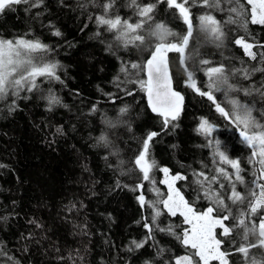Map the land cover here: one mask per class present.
Listing matches in <instances>:
<instances>
[{"label": "trees", "instance_id": "1", "mask_svg": "<svg viewBox=\"0 0 264 264\" xmlns=\"http://www.w3.org/2000/svg\"><path fill=\"white\" fill-rule=\"evenodd\" d=\"M238 4L243 6L241 15L230 11ZM146 5H153L151 19L136 33L144 36L143 42L125 45L117 39L118 30L97 23L100 16L139 23L145 19L139 13ZM186 7L193 36L184 65L179 53L168 52L172 81L184 102L167 126L152 112L139 84L147 80L143 65L155 45L178 42L172 35L163 41L152 35L155 25L163 23L174 33L186 34L179 10L167 0H22L0 12V39L46 45V50L26 58L37 65L57 63L60 77H38L32 91L25 88L16 95L10 89L0 96V264H176L184 256L201 264L195 250L182 243L188 229L184 216L172 215L161 203L169 195L165 176L179 175L185 179L175 180L176 187L197 213L213 206L204 195L209 184L197 182L203 179L196 175L200 172L209 180L217 177L210 187L231 210L224 221L231 234L223 236L219 226L215 229L221 251L228 253V264H248L237 251L245 231L237 218L248 213L249 190L259 165L250 159L252 150L240 130L189 86L185 66L197 86L207 90L205 69L224 65L229 83L240 90L215 92L217 102L229 110V100L238 99L253 107V116L264 123V25L251 23L247 0H219L218 8L188 0ZM205 14L221 22L222 42L201 30L199 17ZM229 17L235 23L228 22ZM239 38L253 45L256 59L235 43ZM202 59L210 64L202 65ZM133 63L142 67L133 69ZM50 96L59 103H51ZM202 118L215 125L210 136L198 131ZM150 132L157 133L148 155L155 163L144 180L134 161ZM216 140L230 159L239 160L243 184L235 181V170L219 160ZM221 167L232 181L220 175ZM233 182L246 197L243 202L228 198ZM222 215L227 211L217 206L213 216ZM262 219L264 207L246 215L245 224L252 229ZM247 236L248 243L258 240L256 232L248 231ZM137 243L143 246L137 248ZM248 256L264 259V248H250Z\"/></svg>", "mask_w": 264, "mask_h": 264}, {"label": "snow or ice", "instance_id": "2", "mask_svg": "<svg viewBox=\"0 0 264 264\" xmlns=\"http://www.w3.org/2000/svg\"><path fill=\"white\" fill-rule=\"evenodd\" d=\"M22 0H0V12H3L5 8L12 4H19ZM26 2V0H23ZM170 7H174L179 10L180 16L183 18L184 23L187 25L186 34H177L168 29L163 23H157L155 25L152 35L159 36L163 41L166 35H172L177 37L178 42L172 43H158L155 45L154 50L150 54V58L147 59L143 65V70H146L147 80H140V87L147 92L148 101L151 105L152 111L158 113L163 117L164 125L175 120L179 116L181 111L183 96L179 92L173 90L172 87V74L169 69L167 53L175 51L180 54V63L184 65L185 51L189 45L190 38L193 36V24L191 18V12L189 7H186L188 0H167ZM203 6L219 7V0H201ZM247 4L251 5V23L264 25V0H247ZM38 6V5H37ZM110 7V3L105 5V8ZM153 11V5H146L140 9V16L145 18L139 23H130L128 21L122 22L119 17L105 18L100 16L97 19V23L100 25H106L109 30H118L119 35L117 39L122 40L125 45L134 44L137 41L143 42L144 36L136 34L138 29L143 27L146 20H150V13ZM232 13L241 15L243 6L239 5L230 9ZM200 27L202 31L208 33L209 37L214 41H223L225 33L223 31L221 22L212 15H201L199 17ZM228 22L235 23L231 17ZM61 33L56 31L55 35L59 36ZM235 43L241 45L246 54L252 59H256V53L251 51L252 44L246 43L243 38L235 40ZM47 46L39 42L38 40H3L0 39V96L7 95L10 89L14 90V94L18 95L20 91L27 88L28 91H32L37 87L36 79L38 77H47L49 79L59 80L60 77L56 74L58 64L57 63H43L37 65L33 63L31 58H26L29 53L37 50H46ZM264 55V54H262ZM202 65L210 64L207 59L200 61ZM142 66L137 63H133L131 68L140 69ZM126 70V69H125ZM185 72L188 77V84L199 95L206 96L209 101H212L217 112L227 118L233 123L240 131L239 135L242 137L243 142L252 150L251 160L258 163L259 167L256 172L253 173L254 180L252 181L254 188L249 190L251 199L248 202V213L241 212L237 223L239 226L245 229L242 236V243L237 251L241 253L248 264H264V259H257L256 257H249L248 253L250 248L261 247L264 248V219L261 220L258 227L255 225L252 229H248L245 224V216L248 214L255 215L257 210L264 207V123H261L253 116V107L248 104H242L238 99H230L229 104L231 108L226 110L220 103L217 102L215 92L223 91L225 93L232 91H239L235 85L229 83L228 75L224 65L208 67L205 69V75L208 78L206 88L207 90H201L197 86L196 81L193 79V73L187 70L185 66ZM245 77L248 76L247 70H243ZM245 95H250V92L245 89ZM128 95H132V92H128ZM264 95V93H262ZM51 103H59V100L50 96ZM121 112L127 111L126 108H122ZM215 130V125L210 123L207 119H201L198 131L205 135L210 136ZM157 135L156 132H150L147 137L142 141V151L135 157V165L139 168L143 174V179H149V172L154 165V161L149 162V146L153 137ZM101 140H106V137L101 136ZM216 155L223 163H227L235 170V181L241 184L244 183V178L240 175L241 168L240 162L236 159H230L224 151L220 150V141L216 140ZM162 171L167 174L168 169L163 168ZM220 175L224 176L229 181H232V176L225 171L224 168L218 169ZM198 177V183L202 186L205 183L209 184V187L204 189V195L206 198L213 201V206L207 207L205 211L197 213L184 199L178 190L173 187V183L169 180H165L164 183L168 184L169 195L166 200H162L161 203L167 208L168 212L172 215H176L177 211H180L184 216L185 221L192 225L191 232H185L181 238L182 243L186 246H190L195 250L194 255L199 258L202 264H211L212 261H218L219 264H228V253L221 251L220 239L216 238L215 229L219 226L222 229V235L228 236L231 234L232 229L226 226L224 221H227L231 216V210L224 203L220 193L212 190L210 185L217 182V177L213 176L211 180L203 172L196 174ZM177 179H185L179 175L172 177L174 182ZM139 187L142 188V185ZM223 188L224 185L220 184ZM233 203L243 202L245 196L236 191L235 183L233 182L231 188V195L228 197ZM140 203H145L143 195L139 197ZM217 206L220 209L227 211V215L213 216V212ZM160 212H156V216H159ZM149 230L151 231V227ZM171 230V229H169ZM248 231L258 233V240L256 243H248ZM135 243V242H134ZM142 243H137L136 247H142ZM176 264H193L192 256H184L176 261Z\"/></svg>", "mask_w": 264, "mask_h": 264}, {"label": "rangeland", "instance_id": "3", "mask_svg": "<svg viewBox=\"0 0 264 264\" xmlns=\"http://www.w3.org/2000/svg\"><path fill=\"white\" fill-rule=\"evenodd\" d=\"M146 34H149V32L147 31ZM166 179L169 180V182H172V183H173V187L176 189V185H175V182L172 181V177L166 175L165 178H164V181H165ZM167 185H168V184H167ZM177 213H180V211H177ZM186 224H187V228H188L186 231L189 232V234H190V232H191V228H192V225H191V224H188L187 222H186ZM217 227H218V226H217ZM192 259H193V264H195V263H196V262H195V259H194L193 257H192ZM213 262H215L216 264H219L218 261H212L211 264H213ZM201 264H202V262H201Z\"/></svg>", "mask_w": 264, "mask_h": 264}, {"label": "water", "instance_id": "4", "mask_svg": "<svg viewBox=\"0 0 264 264\" xmlns=\"http://www.w3.org/2000/svg\"><path fill=\"white\" fill-rule=\"evenodd\" d=\"M172 87H173V83H172ZM173 90H174V88H173Z\"/></svg>", "mask_w": 264, "mask_h": 264}]
</instances>
